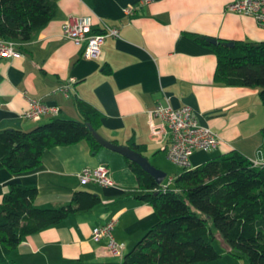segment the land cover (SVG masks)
<instances>
[{"label":"crops","instance_id":"0c3cea01","mask_svg":"<svg viewBox=\"0 0 264 264\" xmlns=\"http://www.w3.org/2000/svg\"><path fill=\"white\" fill-rule=\"evenodd\" d=\"M144 1L57 0L54 18L32 40L17 44L16 56L0 59V130L29 131L54 118L80 120L74 104L80 99L100 113L97 133L103 139L145 146L143 157L161 170L165 161L172 164L166 158L167 140L151 136L147 112L168 103L174 110L189 107L199 124L220 138L216 150L191 153L190 169L232 151L254 165L264 164V106L258 91L214 83L216 56L197 40L262 42L264 29L249 16L227 11L236 0ZM70 17H90L92 33H100L104 25L116 28L118 38H106L97 58L85 60V44L77 47L62 36ZM64 85L70 87L66 95L60 91ZM32 100L56 107L58 115L25 119ZM99 165L108 168L114 185H82L77 175ZM176 168L169 179L182 172ZM11 183L35 187L38 208L65 206L77 191L101 199L94 209L27 236L10 254L17 264H121L157 222L152 207L140 200L145 192L124 158L103 147L93 153L86 141L46 149L40 165L30 172L0 170V203ZM111 220H116L112 236L122 248L121 257L111 255L106 240L91 239L93 228Z\"/></svg>","mask_w":264,"mask_h":264},{"label":"trees","instance_id":"16d2710c","mask_svg":"<svg viewBox=\"0 0 264 264\" xmlns=\"http://www.w3.org/2000/svg\"><path fill=\"white\" fill-rule=\"evenodd\" d=\"M56 10L57 0H0V41L29 42L54 18ZM197 40L216 56L214 83L256 89L264 106V41L235 42L227 48L211 45L202 37ZM74 104L80 120L54 118L29 131L0 130V170L13 175L30 172L40 165L43 152L55 146L86 141L91 152L101 149L87 127L97 132L100 113L83 100L75 99ZM128 147L142 156L145 152V146L132 141ZM124 161L138 188L145 192L140 200L152 207L157 222L123 256L121 264L216 262L221 255L213 246L212 229L230 254L245 258L248 264H264V164L254 165L232 151L182 170L171 188L157 185L139 166ZM36 197L35 187L16 183L3 196L0 264H17L10 254L27 236L101 204L97 194L86 191L74 192L69 204L58 208H38L34 206Z\"/></svg>","mask_w":264,"mask_h":264},{"label":"built area","instance_id":"2783aa9c","mask_svg":"<svg viewBox=\"0 0 264 264\" xmlns=\"http://www.w3.org/2000/svg\"><path fill=\"white\" fill-rule=\"evenodd\" d=\"M147 2V0L144 1V3ZM134 9V7L126 9L124 13L129 15ZM227 11L249 16L254 19L260 29H264V0H236L228 5ZM92 25L90 17H70L62 26L64 39L71 41L77 47L85 44L81 55L85 60L97 58L106 38H118V29L104 25L101 33H92ZM16 45L13 42L0 41V58L16 56ZM69 88L68 85H64L60 87V91L66 95ZM48 113L57 116L59 110L32 100L29 101V107L23 116L29 121H37ZM147 114L151 136L167 140L166 158L182 170L190 169L189 156L193 151L212 152L220 145L219 136L209 128L200 125L187 106L174 110L168 103L166 105L158 103ZM77 177L82 185L94 184L102 187L114 185L105 165L83 169ZM172 180L169 179V182L171 183ZM115 224L116 220H111L105 225L93 228L91 239L95 243L106 240L111 255L120 256L122 248L115 243L112 236Z\"/></svg>","mask_w":264,"mask_h":264},{"label":"water","instance_id":"95a60500","mask_svg":"<svg viewBox=\"0 0 264 264\" xmlns=\"http://www.w3.org/2000/svg\"><path fill=\"white\" fill-rule=\"evenodd\" d=\"M204 40L211 45H220V46L227 47V48H231L234 46L233 42H222V41H218V40L213 39V38H204ZM87 127H88L89 131L91 132L94 140L101 147H103V148H105L111 152L117 153L122 158H124L125 160H128V161L136 164L145 173L150 175L154 179V181L156 182L157 185H159V186L161 185V183L163 182V180L166 177V174L164 172H162L161 170L154 168L148 162V160L145 157H143L140 153L133 151L128 146H120V145L110 143V142L106 141L105 139H103L96 131H94L90 125H88Z\"/></svg>","mask_w":264,"mask_h":264},{"label":"rangeland","instance_id":"374dc122","mask_svg":"<svg viewBox=\"0 0 264 264\" xmlns=\"http://www.w3.org/2000/svg\"><path fill=\"white\" fill-rule=\"evenodd\" d=\"M152 162V161H151ZM152 166H158L155 165L154 162H152ZM159 168L166 174V178L163 180V186H169L172 188V182H169V178L173 176L174 172L178 170L176 167H174L172 164L169 162L165 161L164 164L160 165ZM176 175H179L176 173ZM210 225V224H209ZM214 233V241H213V246L216 249V251L221 255V258L212 263H207V264H248L247 260L245 258H236L232 254L228 252V247L225 241L222 239V237L218 234V232L214 229H212Z\"/></svg>","mask_w":264,"mask_h":264}]
</instances>
